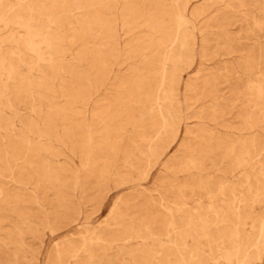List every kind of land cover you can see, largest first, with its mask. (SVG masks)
<instances>
[{"label": "rangeland", "instance_id": "1", "mask_svg": "<svg viewBox=\"0 0 264 264\" xmlns=\"http://www.w3.org/2000/svg\"><path fill=\"white\" fill-rule=\"evenodd\" d=\"M0 264H264V0H0Z\"/></svg>", "mask_w": 264, "mask_h": 264}]
</instances>
